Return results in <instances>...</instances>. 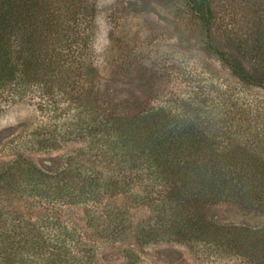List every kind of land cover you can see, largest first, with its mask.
<instances>
[{"label": "rangeland", "instance_id": "rangeland-1", "mask_svg": "<svg viewBox=\"0 0 264 264\" xmlns=\"http://www.w3.org/2000/svg\"><path fill=\"white\" fill-rule=\"evenodd\" d=\"M209 1L211 44L253 72L264 73V0ZM84 2L91 19L85 30L87 62L82 71L81 63L76 65L79 79L67 88L59 108L65 117L57 123L70 127H50V118L31 95L0 108V225L43 224L50 217L81 235L98 264H124L135 249L145 264H264V206L232 194L211 197L180 189L175 197L181 204L170 205L172 225L156 230L155 213L145 202L149 181L126 186L123 173L129 172H123L122 162L115 160V172L102 158L99 140L77 133L81 112L88 120L93 111L129 119L164 104L177 110L189 101L205 103L216 120L227 111L231 121L240 105L264 110V90L241 86L215 55L206 53L205 32L185 0ZM30 166L49 175L42 184L51 192H64L61 185L77 179L81 170L101 180L113 175L116 188L104 190L101 206L130 230L113 239L81 204L51 203L39 195L43 191L24 188L20 173ZM82 190V182L73 189ZM174 226L199 235L198 252L175 242ZM142 233L155 244L138 248Z\"/></svg>", "mask_w": 264, "mask_h": 264}, {"label": "trees", "instance_id": "trees-1", "mask_svg": "<svg viewBox=\"0 0 264 264\" xmlns=\"http://www.w3.org/2000/svg\"><path fill=\"white\" fill-rule=\"evenodd\" d=\"M185 5L205 32L206 53L215 55L241 86L264 90V73L253 72L211 44L210 1L185 0ZM88 9L84 0H0V108L31 95L50 118L48 125L61 126L57 123L65 117L59 110L63 96L79 79L76 65L80 62L82 71V63L87 62ZM205 106L181 102L174 110L164 104L129 119L103 117L98 111L87 115L89 120L83 112L78 115L77 133L99 140L102 158H107L112 169L118 164L115 160L122 162L123 172H129L123 173L126 186L132 187V181H149L145 202L155 213L156 230L170 224V205L182 202L175 197L180 189L211 197L232 194L248 204L264 206V110L240 105L230 121L227 111L216 120ZM61 129L58 133L64 131ZM88 171L81 170L77 179L63 183L64 192L46 189L42 183L49 175L35 167L23 170L20 176L24 188L43 191L39 195L51 203L81 204L92 220L97 218L103 224L99 228L106 227L113 239H120L130 225L123 228L115 223L116 216L101 206L104 190L114 187V176L101 180ZM79 182L82 192L73 191ZM138 196L142 198L141 193ZM3 217L0 212V220ZM20 222L0 225V264H98L93 251L86 250V241L65 224L50 217L43 224ZM172 230L175 242L198 252L202 241L195 231L183 232L175 226ZM150 240L143 236L137 241L138 248L149 246ZM135 250L127 254L124 264H145Z\"/></svg>", "mask_w": 264, "mask_h": 264}]
</instances>
